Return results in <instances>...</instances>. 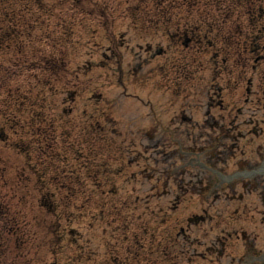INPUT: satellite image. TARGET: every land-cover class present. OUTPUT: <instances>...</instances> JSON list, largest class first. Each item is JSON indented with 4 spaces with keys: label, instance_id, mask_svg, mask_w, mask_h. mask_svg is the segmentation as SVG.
<instances>
[{
    "label": "rangeland",
    "instance_id": "374dc122",
    "mask_svg": "<svg viewBox=\"0 0 264 264\" xmlns=\"http://www.w3.org/2000/svg\"><path fill=\"white\" fill-rule=\"evenodd\" d=\"M222 1L220 22L207 20L216 31L215 44L201 55L171 47L162 60L174 68L172 74L176 68V82L175 74L166 81L146 66L142 72L149 77L139 82L132 73L137 47L166 43L165 0L133 7L134 0L128 6L125 0H0V264H243L250 257L249 264H257L264 255V224L256 198L251 196L253 204L249 198V220L230 225L225 215L221 224L250 232L254 250L246 254L244 242L230 239L219 258L207 251L219 232V216L191 227L188 247L169 242L178 220L199 213L197 197L187 194L176 212L164 199L137 204L131 178L137 169L128 168L136 152L150 156L139 146L148 144L147 135L160 137L169 149L166 139L175 128L169 119L185 112L205 124L208 92L216 96L213 77L221 71L226 78L233 69L228 51L259 29L262 0H251V10L244 0ZM138 5L141 21L158 28L143 31ZM119 39L124 45L117 48ZM110 48L114 57L107 54ZM121 58L125 90L117 67ZM232 92L227 87L224 105ZM71 93L78 96L74 105L64 103ZM220 104L215 98L213 113L226 115ZM71 106L72 113H64ZM190 138L205 147L210 135L196 127ZM166 167L159 165L156 174ZM144 182L140 196L150 184ZM144 230L146 242L139 239Z\"/></svg>",
    "mask_w": 264,
    "mask_h": 264
},
{
    "label": "flooded vegetation",
    "instance_id": "af4514ba",
    "mask_svg": "<svg viewBox=\"0 0 264 264\" xmlns=\"http://www.w3.org/2000/svg\"><path fill=\"white\" fill-rule=\"evenodd\" d=\"M263 40H264V37H263ZM263 84V82L261 81V85ZM258 93L256 92V100H257V98H258ZM247 106H248V111L247 112H249V109L251 108V106H253V102L252 101H248L247 102ZM262 169V170H261ZM264 172V162L263 163H261L260 165H256V166H254V168H253V170H251V178H253V176H254V178H256L255 176H256V174H260L261 175V173H263ZM218 176V175H217ZM251 180V179H250ZM249 184V183H248Z\"/></svg>",
    "mask_w": 264,
    "mask_h": 264
},
{
    "label": "bare ground",
    "instance_id": "6f19581e",
    "mask_svg": "<svg viewBox=\"0 0 264 264\" xmlns=\"http://www.w3.org/2000/svg\"><path fill=\"white\" fill-rule=\"evenodd\" d=\"M124 77V74H122V78ZM137 80L139 81V82H143V80H142V78H141V76L140 75H137Z\"/></svg>",
    "mask_w": 264,
    "mask_h": 264
}]
</instances>
